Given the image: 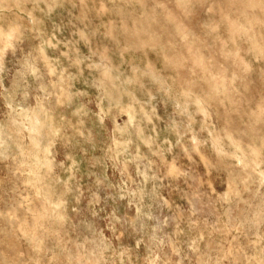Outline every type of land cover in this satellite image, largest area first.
<instances>
[{
  "label": "rangeland",
  "instance_id": "374dc122",
  "mask_svg": "<svg viewBox=\"0 0 264 264\" xmlns=\"http://www.w3.org/2000/svg\"><path fill=\"white\" fill-rule=\"evenodd\" d=\"M0 264H264V0H0Z\"/></svg>",
  "mask_w": 264,
  "mask_h": 264
},
{
  "label": "bare ground",
  "instance_id": "6f19581e",
  "mask_svg": "<svg viewBox=\"0 0 264 264\" xmlns=\"http://www.w3.org/2000/svg\"><path fill=\"white\" fill-rule=\"evenodd\" d=\"M238 148V147H237ZM253 154V153H252Z\"/></svg>",
  "mask_w": 264,
  "mask_h": 264
}]
</instances>
